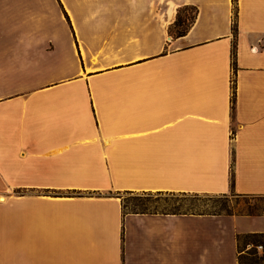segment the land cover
<instances>
[{
    "label": "crops",
    "instance_id": "1",
    "mask_svg": "<svg viewBox=\"0 0 264 264\" xmlns=\"http://www.w3.org/2000/svg\"><path fill=\"white\" fill-rule=\"evenodd\" d=\"M230 191L264 195V0H0V264H239L264 213L123 200Z\"/></svg>",
    "mask_w": 264,
    "mask_h": 264
},
{
    "label": "rangeland",
    "instance_id": "2",
    "mask_svg": "<svg viewBox=\"0 0 264 264\" xmlns=\"http://www.w3.org/2000/svg\"><path fill=\"white\" fill-rule=\"evenodd\" d=\"M179 12V10H178ZM196 13L192 5L183 7L180 15L186 18L183 27H188L191 17ZM125 210H162L185 212H210L231 214H263L264 195H245L235 191L225 194L214 193H132L124 192ZM250 237L240 236L241 248L247 249ZM253 246L252 243H248ZM257 249V248H256ZM258 250V249H257ZM260 254L264 251L258 250ZM245 252V251H243ZM252 257V255H249ZM259 263H263L260 261Z\"/></svg>",
    "mask_w": 264,
    "mask_h": 264
},
{
    "label": "trees",
    "instance_id": "3",
    "mask_svg": "<svg viewBox=\"0 0 264 264\" xmlns=\"http://www.w3.org/2000/svg\"><path fill=\"white\" fill-rule=\"evenodd\" d=\"M183 7H185V6H183ZM183 7H181L179 9L178 18L176 20V25H178L177 33H180V34L185 33L189 27V26L183 27V25L186 22V18H184L183 16L180 15V11ZM235 13L237 14V11ZM236 14H235V20H234V26H233L235 34L237 31L236 30L237 29ZM194 18H195V15L191 17L190 24L194 20ZM135 211H139V210H135ZM142 211H144V210H142ZM172 211H177V210H172ZM243 236L251 238L250 240L246 241L245 247L248 245V243H252L253 246L249 247L248 249L245 250V252H242L239 255V264H262L259 262L260 261L264 262V253L260 254L259 251L256 249L255 245L260 243V242H264V233H262V232H251V233H246ZM249 255H252V257H250Z\"/></svg>",
    "mask_w": 264,
    "mask_h": 264
},
{
    "label": "built area",
    "instance_id": "4",
    "mask_svg": "<svg viewBox=\"0 0 264 264\" xmlns=\"http://www.w3.org/2000/svg\"><path fill=\"white\" fill-rule=\"evenodd\" d=\"M251 246V245H250ZM256 248L260 251H264V242H260L258 244L255 245Z\"/></svg>",
    "mask_w": 264,
    "mask_h": 264
}]
</instances>
